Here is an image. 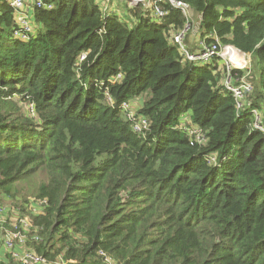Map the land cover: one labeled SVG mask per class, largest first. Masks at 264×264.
<instances>
[{"label": "trees", "instance_id": "16d2710c", "mask_svg": "<svg viewBox=\"0 0 264 264\" xmlns=\"http://www.w3.org/2000/svg\"><path fill=\"white\" fill-rule=\"evenodd\" d=\"M41 1L22 40L0 0V209L23 207L25 247L46 264H264V0H163L160 20ZM213 45L250 55L240 107L218 55L181 51Z\"/></svg>", "mask_w": 264, "mask_h": 264}, {"label": "built area", "instance_id": "2783aa9c", "mask_svg": "<svg viewBox=\"0 0 264 264\" xmlns=\"http://www.w3.org/2000/svg\"><path fill=\"white\" fill-rule=\"evenodd\" d=\"M133 6L141 5L142 13L145 15H151L156 20H160L165 16V13L160 9L158 4L163 0H126ZM171 5L180 9L183 15H188V8L185 4L181 2H175L173 0H167ZM9 7L13 10L15 21L17 25L22 30V33L18 36L22 40L27 39V34L31 32L32 29V19H31V8H29L26 0H7ZM31 5L35 8H42L45 5L41 0H31ZM49 8V7H48ZM183 39V34H179L175 37V42L181 45ZM181 51L183 55L191 61H199L201 63H207L209 60L218 55L222 60L225 55H228V61L223 60V66L225 67V71L227 74V78L225 81L226 88L233 94V97L236 101L237 107H240V101L243 99L244 95L249 93L252 89L251 83L249 81L250 77V69H251V59L250 55L241 53L231 46L219 47V45H213L211 47L203 48L196 55H189L181 46ZM225 51V53H222ZM80 60H83V56L80 57ZM232 71H239L242 73V78L240 79V84L238 86H233L231 84L230 73ZM123 110L128 111V117L132 118L134 115L133 110L129 104L124 103L122 105ZM257 115V113H254ZM256 126L257 128L264 133V124L258 125L259 121L258 115L255 116ZM145 122L141 121V123L136 124L134 126V130L140 132L142 128H144ZM30 211L33 214H36V207L30 203ZM37 204V203H35ZM44 203L37 204L43 205ZM7 210L4 208L0 209V223L3 222L4 217L3 213H6ZM6 219V218H5ZM30 231V223L27 218H18L17 221L12 225V229L9 231L4 230L2 234L0 233V249L4 251H15L13 253V257L15 261L21 264H46V261L38 256L36 253L31 251L30 249L25 247L26 236ZM21 251H19V249ZM57 264L61 263V259ZM106 264H111L108 260H106Z\"/></svg>", "mask_w": 264, "mask_h": 264}, {"label": "rangeland", "instance_id": "374dc122", "mask_svg": "<svg viewBox=\"0 0 264 264\" xmlns=\"http://www.w3.org/2000/svg\"><path fill=\"white\" fill-rule=\"evenodd\" d=\"M103 1L104 2H102V3H106L105 0H103ZM126 4H127L126 1H123V0H110L111 7L113 9L117 10L121 14H123L125 11H127L128 8L126 7ZM198 43H199V34L193 32L192 30H189L186 33V38L184 40L185 48L188 51L193 52V53L194 52H198V47H199ZM222 53H225V51H223ZM228 58H229L228 55H225L223 57V60L224 61H228ZM23 107H24V110L27 111V113L30 112V109L28 107H26V106H23ZM20 187L22 188V187H24V185H21ZM30 201L32 202V205H34L36 207V209H37L36 210L37 211L36 214H37L39 212V206L37 204H35L33 199H30ZM2 205L5 206L4 209L7 210L6 213H3L4 217H1V218H4V219H1V220H3V222L4 221L8 222L6 224L7 225V228H6L7 231L12 229V225L15 223V221H17L18 218H27L26 217V213L21 212V209L23 207H21L20 205H19V207L15 206L12 202H6V203H3ZM16 207L20 208V210L17 209Z\"/></svg>", "mask_w": 264, "mask_h": 264}, {"label": "crops", "instance_id": "0c3cea01", "mask_svg": "<svg viewBox=\"0 0 264 264\" xmlns=\"http://www.w3.org/2000/svg\"><path fill=\"white\" fill-rule=\"evenodd\" d=\"M26 1H27V3L31 2V0H26ZM133 104L137 106V105L141 104V102L137 100V101H134ZM19 251H21V249H19ZM1 252H2V249H0V253Z\"/></svg>", "mask_w": 264, "mask_h": 264}]
</instances>
